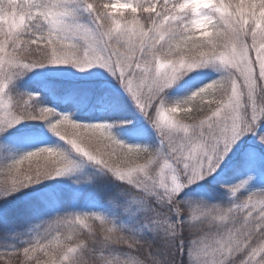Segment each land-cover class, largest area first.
Listing matches in <instances>:
<instances>
[{
	"label": "snow or ice",
	"instance_id": "snow-or-ice-1",
	"mask_svg": "<svg viewBox=\"0 0 264 264\" xmlns=\"http://www.w3.org/2000/svg\"><path fill=\"white\" fill-rule=\"evenodd\" d=\"M0 264H264V0H0Z\"/></svg>",
	"mask_w": 264,
	"mask_h": 264
}]
</instances>
